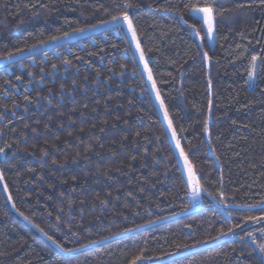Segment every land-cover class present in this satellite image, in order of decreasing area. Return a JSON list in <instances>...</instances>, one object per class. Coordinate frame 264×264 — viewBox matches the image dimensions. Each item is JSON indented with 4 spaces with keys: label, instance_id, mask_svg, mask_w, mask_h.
Listing matches in <instances>:
<instances>
[{
    "label": "trees",
    "instance_id": "obj_1",
    "mask_svg": "<svg viewBox=\"0 0 264 264\" xmlns=\"http://www.w3.org/2000/svg\"><path fill=\"white\" fill-rule=\"evenodd\" d=\"M200 2L231 9L217 16L213 46L205 40L197 47L201 42L175 11L181 0H132L129 12L181 146L196 153L190 158L213 196L223 184L232 216L207 193L199 207L190 202L150 91L140 72L130 74L132 51L125 56L122 38L95 29L0 64V147L11 145L0 155V264H128L141 249L149 257L143 264H259L239 230H220L264 214L231 207L255 205L264 195V69L254 91L245 86L251 56L264 62V8L237 7L248 0ZM41 3L49 8L37 15ZM113 6L114 0H0V56L97 24ZM183 18L191 22L187 11ZM204 51L210 61L198 54ZM21 63L50 73L55 64L58 73L30 91ZM33 224L65 248L89 246L65 255ZM137 225L147 226L125 232Z\"/></svg>",
    "mask_w": 264,
    "mask_h": 264
},
{
    "label": "snow or ice",
    "instance_id": "obj_2",
    "mask_svg": "<svg viewBox=\"0 0 264 264\" xmlns=\"http://www.w3.org/2000/svg\"><path fill=\"white\" fill-rule=\"evenodd\" d=\"M253 5L264 8V0H248L247 4L240 2L237 4L238 8H251ZM138 6V5H137ZM27 7V5H26ZM32 8H36V5H31ZM134 7L132 0H120V2H116L114 0V6L112 9H105V15L110 18L103 19L97 24H92L89 27H77L74 28L71 32H64L62 35H52L49 36L47 40H41L37 44H33L30 47L26 48H18L14 52L9 51L6 55L0 56V60L5 61L8 64L14 62L15 57L21 56L23 59L22 53L34 54L37 50L42 49L45 45L53 44L57 45L61 41L68 40L71 36L74 35H83L86 32H91L95 29H103L106 33L112 32L115 33L116 36L122 35V40L127 43V47L124 51L127 53L132 51V60L134 62L132 74L135 75L137 71L141 74V79L144 80L145 90L154 92L155 99L159 102V108L163 111L164 120L167 121V130L171 132V140L174 141V147L172 151V156L176 158V163L181 169V179L183 180V188L186 195L190 197V202H199L201 196L204 193H207L213 200H215L218 204H221L226 209L225 215L227 217L232 216V211H227L229 205L225 203V195L223 192V184L221 183V190L217 192L215 196L212 195L211 192L208 191V183L209 180L204 176L203 172L199 170L194 163V161L190 158L191 156H195V152H191L189 149L188 152L185 151L184 147L181 146V139L176 128L174 127L173 120L170 118L167 106L164 103V100L161 98V92L157 87V81L154 78L152 68L150 65V59L145 56L144 49L142 47L141 42V34L138 29L137 24L135 23V17L133 14H130L129 10ZM49 5L45 3H41L39 8H37L36 14H40V9H48ZM175 11L179 14L180 20L191 29L190 36L196 37L201 42L197 44L198 48L203 46V42L214 41L216 25H217V16H223L225 12H230L231 9L228 8H218L213 7L212 4L209 3H201L200 0H181V3L174 6ZM187 11L188 16L191 18V22L184 20L183 14ZM203 33V34H202ZM107 39V36L105 37ZM113 47H118L116 44H113ZM137 53L139 54L137 60ZM202 55V58L206 61H210V57L207 51L202 53H198ZM63 63L65 65H71L69 60H64ZM142 65V67H141ZM74 66V65H73ZM56 65L53 64L52 68L56 69ZM121 69L127 70L126 65L121 64ZM260 69H264V62L261 61V57L258 55H252L248 69H247V79L245 81V86L247 88L252 89L253 91L257 87L256 81L259 78ZM146 74V80L144 76ZM121 76L124 75V71H121ZM17 80L21 79V77L17 76ZM151 83L150 89L147 87L148 83ZM75 86V85H74ZM63 85H61V90L63 91ZM27 100L28 98L25 97ZM47 99V98H45ZM48 103L51 104L52 100L48 99ZM211 104V101L209 102ZM87 107V105H85ZM3 118V114H0V119ZM103 131V128H101ZM205 135L209 138L210 143V129L208 127V121H205L204 129ZM180 132H183V128L180 129ZM2 135V133H0ZM139 135V133H137ZM11 147V145H5L4 147H0V155L5 154V148ZM178 150V154H177ZM214 152L215 150L212 149ZM182 161V163H181ZM55 163V161H53ZM186 173V175L184 174ZM4 173L0 171V181H3ZM4 190L7 191V185L4 186ZM9 201H11L12 197L9 195ZM15 208V205H12ZM233 210H251L255 208H260L262 212H264V195H262L261 200L253 205V204H234L231 206ZM187 211V209H185ZM19 215L24 216L22 212ZM50 215V214H49ZM25 220H28L27 216H24ZM59 220V218H57ZM157 221L150 220L149 224L156 223ZM29 223L32 222L29 220ZM33 227L37 228L48 241H50L57 249L63 252L65 255H68L72 252L80 251V248H87L88 244L80 245V248H65L63 244L58 242L54 236L49 235L44 229L39 228L38 225L33 224ZM147 225H137V228H127L125 232H134L138 228L146 227ZM255 226V227H252ZM237 230L240 231V240L241 242H250L252 247V252L258 253L259 264H264V214L262 215H246L243 217L242 221H238L237 223L231 225L227 232L221 228V235H235ZM90 243H98V241H90ZM177 247H187V245H177ZM146 249H141L132 259L128 261V264H143L144 261L149 259V257L145 256ZM167 255H174V253H168Z\"/></svg>",
    "mask_w": 264,
    "mask_h": 264
},
{
    "label": "built area",
    "instance_id": "obj_3",
    "mask_svg": "<svg viewBox=\"0 0 264 264\" xmlns=\"http://www.w3.org/2000/svg\"><path fill=\"white\" fill-rule=\"evenodd\" d=\"M113 35H114V37L115 38H117V39H119V38H122V35L123 34H121V36H116V34L115 33H112ZM107 36V39L105 38ZM103 39L105 40V41H107L108 40V35L107 34H104L103 35ZM93 44H95L94 42H93ZM125 44H126V47H127V43L125 42ZM83 47V46H82ZM117 50V49H116ZM69 52V51H68ZM123 52H124V55L126 56V55H128L129 53L131 54V51H129V52H125L124 51V49H123ZM54 55H55V58H58V53H54ZM48 57L46 56V55H43V58H42V60H43V62L44 63H49V61H48ZM30 65L32 66V68H35V67H37V62L35 61V60H31L30 61ZM57 66V65H56ZM64 66L66 67V68H68L69 67V65H65L64 64ZM19 68H20V70L21 71H26V66L23 64V63H21L20 64V66H19ZM32 68H31V70H29V71H26V77H27V79H26V81H25V83H26V86H27V88H28V90H32L33 89V87L34 86H38V87H40V88H42V87H44V84H45V81L47 80V79H51L52 81L53 80H55V77H54V75L55 74H57L58 73V66L56 67V69H53L52 68V65H51V73L50 72H48V70L45 68V67H41V68H39L38 69V72H36V71H34V70H32ZM125 71V70H124ZM125 72H127V71H125ZM63 73H64V71H63ZM10 74H12V71H10ZM111 74H113V72H111ZM130 74L132 75V77H136L137 75H139V71H137L136 72V74L135 75H133L132 74V70L130 71ZM20 77V76H19ZM63 77H65V74H64V76ZM17 84H18V86L20 87V86H23V84H24V80L21 78V79H19V80H17ZM10 86H11V84L10 83H7V87L8 88H10ZM20 91L18 90L17 91V93H19ZM63 93H66V91L63 89V91H62ZM6 95V94H5ZM49 96L50 97H53L54 96V93L53 92H49ZM38 99L39 100H43V96L42 95H38ZM189 197V196H188ZM202 197V196H201ZM189 199H190V197H189ZM192 204H193V206L194 207H199L200 205H201V198H200V201L197 203V202H192Z\"/></svg>",
    "mask_w": 264,
    "mask_h": 264
},
{
    "label": "rangeland",
    "instance_id": "obj_4",
    "mask_svg": "<svg viewBox=\"0 0 264 264\" xmlns=\"http://www.w3.org/2000/svg\"><path fill=\"white\" fill-rule=\"evenodd\" d=\"M79 36H81V35L72 36V37H70L68 40L61 41V42L70 41V40H72V39H74V38H77V37H79ZM214 42H215V37H214V41H210V43H211L212 46L214 45ZM59 43H60V42H59ZM52 46H54V45L51 44V45H48V46L43 47L42 49L47 48V47H52ZM42 49H39V50H37L36 52H38V51H40V50H42ZM27 54H29V53H27ZM21 55H24V54H21ZM18 57H20V56L15 57V59L18 58ZM138 57H139V54L137 53V60H138ZM3 63H6V62H5V61H0V64H3ZM141 67H142V65H141ZM144 79L146 80V74H145V76H144ZM147 87L150 89V87H151V83H150V82L148 83ZM150 94H151V96H152V98H153V101H154V103H155V105H156V108H157V110H158V112H159V114H160V116H161V118H162V120H163V122H164V125H165V127H166V130H167V121L164 120V114H163V111L159 108V102L155 99V93H154V92H150ZM167 133H168L169 138H170V140H171V132L167 130ZM171 142H172L173 147H174V141L171 140ZM177 154H178V150H177ZM181 163H182V161H181ZM184 174L186 175V173H184Z\"/></svg>",
    "mask_w": 264,
    "mask_h": 264
}]
</instances>
